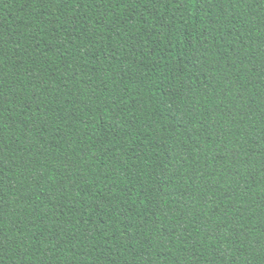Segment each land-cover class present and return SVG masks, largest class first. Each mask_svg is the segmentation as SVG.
<instances>
[{
    "label": "trees",
    "instance_id": "16d2710c",
    "mask_svg": "<svg viewBox=\"0 0 264 264\" xmlns=\"http://www.w3.org/2000/svg\"><path fill=\"white\" fill-rule=\"evenodd\" d=\"M0 264H264V0H0Z\"/></svg>",
    "mask_w": 264,
    "mask_h": 264
}]
</instances>
